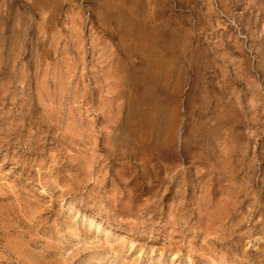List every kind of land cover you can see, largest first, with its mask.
I'll return each instance as SVG.
<instances>
[{"label":"rangeland","instance_id":"rangeland-1","mask_svg":"<svg viewBox=\"0 0 264 264\" xmlns=\"http://www.w3.org/2000/svg\"><path fill=\"white\" fill-rule=\"evenodd\" d=\"M0 264H264V0H0Z\"/></svg>","mask_w":264,"mask_h":264}]
</instances>
